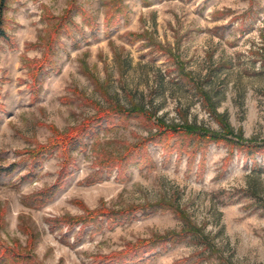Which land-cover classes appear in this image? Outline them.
<instances>
[{
  "label": "rangeland",
  "instance_id": "374dc122",
  "mask_svg": "<svg viewBox=\"0 0 264 264\" xmlns=\"http://www.w3.org/2000/svg\"><path fill=\"white\" fill-rule=\"evenodd\" d=\"M0 20V264H264V0Z\"/></svg>",
  "mask_w": 264,
  "mask_h": 264
},
{
  "label": "trees",
  "instance_id": "16d2710c",
  "mask_svg": "<svg viewBox=\"0 0 264 264\" xmlns=\"http://www.w3.org/2000/svg\"><path fill=\"white\" fill-rule=\"evenodd\" d=\"M6 39H7V33H6V31L2 25V21L0 20V40H6ZM49 56H50V54L48 53V55L46 56L47 60H49ZM158 123L164 129L166 136L170 135V138H173L179 134H183V135L187 136L186 139H189V140L194 139V141H193L194 144H195V141L197 143L198 142L201 143L200 141L202 139H204V140L208 139L207 142H216V143L222 141L223 139H227L225 135L212 134L205 129H199V128L192 126V125L185 124L183 126H168V125H165V123H163L161 120ZM230 133H232V132L229 130L226 132V134H230ZM228 141H230V140H228ZM203 143H205V142H203ZM198 144H196V145H198ZM188 153H189L190 157H192L196 154L195 151H193V150H190Z\"/></svg>",
  "mask_w": 264,
  "mask_h": 264
}]
</instances>
